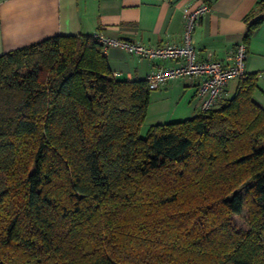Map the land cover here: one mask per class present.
Listing matches in <instances>:
<instances>
[{"label":"trees","instance_id":"1","mask_svg":"<svg viewBox=\"0 0 264 264\" xmlns=\"http://www.w3.org/2000/svg\"><path fill=\"white\" fill-rule=\"evenodd\" d=\"M256 88L245 73L211 109L141 135L151 90L115 77L94 34L1 53L0 264H264Z\"/></svg>","mask_w":264,"mask_h":264},{"label":"crops","instance_id":"2","mask_svg":"<svg viewBox=\"0 0 264 264\" xmlns=\"http://www.w3.org/2000/svg\"><path fill=\"white\" fill-rule=\"evenodd\" d=\"M264 0H0V54L53 35H92L139 42L147 46L181 44L183 9L201 3L209 9L194 27L191 43L196 58L207 52L226 61L235 44L244 42L245 17ZM261 18L248 41L244 72L257 74L254 99L264 107V9L250 20ZM249 20V21H250ZM102 50V48H101ZM112 74L119 79H145L158 65L172 66L173 59H148L120 48L102 50ZM238 78H231L222 99L230 97ZM197 79L180 77L151 90L144 135L157 123L182 120L200 112Z\"/></svg>","mask_w":264,"mask_h":264},{"label":"built area","instance_id":"3","mask_svg":"<svg viewBox=\"0 0 264 264\" xmlns=\"http://www.w3.org/2000/svg\"><path fill=\"white\" fill-rule=\"evenodd\" d=\"M209 9V5L201 3L195 7L183 9L184 29L181 44H163L147 46L139 42L116 39L95 32L94 36L101 44L103 51L108 48H120L128 53L148 59H173L179 63L172 66L158 65L146 77L150 90L156 89L170 79L192 77L197 79L196 94L200 98V111H207L218 104L224 95L227 82L231 78L244 76V64L247 47L244 42L235 44L226 61L214 59L207 52L202 59L196 58V51L191 43L194 27L201 16Z\"/></svg>","mask_w":264,"mask_h":264},{"label":"rangeland","instance_id":"4","mask_svg":"<svg viewBox=\"0 0 264 264\" xmlns=\"http://www.w3.org/2000/svg\"><path fill=\"white\" fill-rule=\"evenodd\" d=\"M232 224L237 228V229H248V223H247V213L246 209L243 208L241 213L236 215L232 214Z\"/></svg>","mask_w":264,"mask_h":264}]
</instances>
